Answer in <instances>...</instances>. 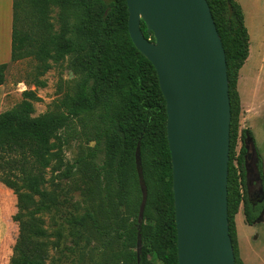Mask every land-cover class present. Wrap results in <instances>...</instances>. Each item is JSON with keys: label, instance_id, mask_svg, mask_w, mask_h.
Listing matches in <instances>:
<instances>
[{"label": "trees", "instance_id": "16d2710c", "mask_svg": "<svg viewBox=\"0 0 264 264\" xmlns=\"http://www.w3.org/2000/svg\"><path fill=\"white\" fill-rule=\"evenodd\" d=\"M206 1L225 52L231 112L228 228L235 264H242L234 217L242 204L244 222L251 226L264 209V205L252 200L253 190L245 171V138L254 144L248 129L240 131L241 149L234 160L240 115L236 80L248 57L249 40L242 9L235 0ZM12 9L11 62L31 57L43 75L52 64L74 56L82 79L78 93L64 101V112L34 117L32 103L37 97L33 91H24L20 103L0 114V183L16 196L12 221L18 226L8 264H77L73 255L78 252L67 249L70 253L63 257L57 242L52 245L57 251L56 260L49 257L50 234L45 229L44 216L52 213L62 221L55 226V240L66 234L71 242L81 238L89 241L92 217L77 216L78 206L64 184L71 177V168L63 162L60 132L72 119L96 110L106 128L104 175L113 187L121 262L151 264L148 255L152 253L161 264H177L165 101L153 66L128 35L125 0H13ZM141 31L146 39L154 41L143 22ZM6 68L7 64L0 65V85L5 82ZM137 148L147 188L140 224ZM255 158L259 181H253L252 187L264 192L257 153ZM48 170L61 179L53 191L46 189Z\"/></svg>", "mask_w": 264, "mask_h": 264}, {"label": "water", "instance_id": "95a60500", "mask_svg": "<svg viewBox=\"0 0 264 264\" xmlns=\"http://www.w3.org/2000/svg\"><path fill=\"white\" fill-rule=\"evenodd\" d=\"M128 35L153 66L166 107L177 264H235L228 228L230 99L225 52L206 0H125ZM154 41L146 39L141 31ZM245 171L256 149L246 137ZM138 224L147 201L139 148ZM253 165V164H252ZM264 195V194H263ZM262 221V213L256 223ZM141 249L138 236L137 254Z\"/></svg>", "mask_w": 264, "mask_h": 264}, {"label": "rangeland", "instance_id": "374dc122", "mask_svg": "<svg viewBox=\"0 0 264 264\" xmlns=\"http://www.w3.org/2000/svg\"><path fill=\"white\" fill-rule=\"evenodd\" d=\"M235 1L242 9L249 41L248 57L236 80L240 115L234 160L241 149L240 131L248 129L261 162L264 184V0ZM38 65L31 57L7 65L5 82L12 88V107L20 103L22 92L33 91L37 97L32 103L34 117L47 112H64V101L78 93L82 79L75 65V57L68 56L62 62L52 64L43 75H40ZM99 117V110L82 115L72 119L60 132L63 162L65 167L71 168V177L64 184L78 206L77 216L89 214L92 218L88 227L91 232L89 241L81 238L71 242L66 234L55 240V226L62 223L57 215L50 213L44 216L45 229L50 234L49 257L54 261L57 251L52 249V245L57 242L63 257H68L70 251L67 249L78 252L73 255L77 264H123L119 257L122 242L117 233L120 230L116 225L113 207V187L104 175L106 128ZM251 169L249 186L253 190L252 180L256 169L252 164ZM46 173V179L49 180L46 189L53 191L54 185L61 179L49 170ZM239 212L243 214L242 204L234 217L238 257L242 264H264V209L263 220L251 226L243 221ZM17 235L18 226L12 221L6 236L0 241V264L4 263L7 256L9 261ZM148 259L151 264H161L152 253H149Z\"/></svg>", "mask_w": 264, "mask_h": 264}, {"label": "crops", "instance_id": "0c3cea01", "mask_svg": "<svg viewBox=\"0 0 264 264\" xmlns=\"http://www.w3.org/2000/svg\"><path fill=\"white\" fill-rule=\"evenodd\" d=\"M12 5L13 0H0V65H8L11 62V38L13 23ZM11 92L12 88L10 85L8 86L6 82H4L3 85H0V114L13 108L10 98ZM15 213L16 196L11 190L0 183V241L6 236L9 223H12V216ZM240 213L241 212H239V214ZM3 264H8V256Z\"/></svg>", "mask_w": 264, "mask_h": 264}, {"label": "flooded vegetation", "instance_id": "af4514ba", "mask_svg": "<svg viewBox=\"0 0 264 264\" xmlns=\"http://www.w3.org/2000/svg\"><path fill=\"white\" fill-rule=\"evenodd\" d=\"M256 163H257V160L255 158L254 162H252V164L254 165L255 169H256V166H255ZM253 175H254V178L252 180V186H253V181H259V176H258L257 172L255 174H253ZM249 176H247L248 184H249ZM262 179H263V176H262ZM263 194H264L263 190H261V189L260 190H256V189L253 188V191H252V194H251V198H252V200H256L257 204L264 205V195Z\"/></svg>", "mask_w": 264, "mask_h": 264}]
</instances>
